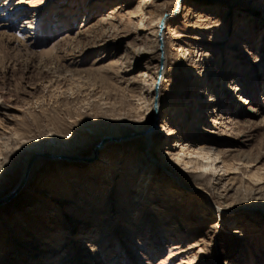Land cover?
<instances>
[{
	"label": "rangeland",
	"instance_id": "1",
	"mask_svg": "<svg viewBox=\"0 0 264 264\" xmlns=\"http://www.w3.org/2000/svg\"><path fill=\"white\" fill-rule=\"evenodd\" d=\"M137 1L0 0V197L20 180L24 141L64 137L69 152L87 155L101 138L132 135L89 160L37 165L0 206V264H159L175 242L195 247L162 264H264V0L146 7L150 30L151 12L178 14L165 28L174 29L169 65L157 66L159 80L167 76L161 115L171 121L147 144L135 133L156 114L136 116L138 82L118 72L151 66L133 52L149 33L139 35L140 18L127 13ZM200 34L211 40L201 49ZM235 85L242 91L225 89ZM238 97L260 111H244ZM219 114L238 123L219 124ZM167 127L223 151L218 168L176 163L190 157L177 153Z\"/></svg>",
	"mask_w": 264,
	"mask_h": 264
},
{
	"label": "bare ground",
	"instance_id": "2",
	"mask_svg": "<svg viewBox=\"0 0 264 264\" xmlns=\"http://www.w3.org/2000/svg\"><path fill=\"white\" fill-rule=\"evenodd\" d=\"M244 1H249V0H244ZM152 2H153V0H138L136 5L134 6V9L132 11L127 12L130 15V17H132V18H138V17L140 18L139 19V26H138V34L139 35L142 36L143 34L145 35L146 32H149L147 36H145V37L143 36L142 39L140 38L142 41H144V43L142 45L135 47L133 49V52H134L135 58L137 60H140V59L142 61L144 60L145 62H148L149 64H151V66L148 65V66L144 67L145 71L138 72L134 75H131L132 74V68H130V67L129 68H123L120 71H118L121 75L120 78L126 77V81L128 83H130L131 79L137 80V82H138L139 96H140V99L142 100L141 108L143 109V111L136 109L135 110L136 116H140V117H142V119L143 118L145 119V118L149 117L151 111H152V114L153 113L156 114V117L153 115L149 119L148 123L141 126L139 128V130L137 131V133H135V136L140 137L146 144L152 140L153 135L156 133L157 130L161 129L163 124L168 123L167 121H171V118L166 120L165 116L161 115V111H162L163 107L161 106L160 92H161V87L164 86L163 83H165V81H167V76L163 75L161 77V79L159 80V78L157 76L158 75L157 66L161 62H162V67L164 69L166 68V66L169 65L170 55H169V48H168L166 36L169 32H171V31L174 32V29L168 28L167 32H165V28L167 27V25H169L171 19L176 18L177 17L176 15H178L175 11H167L166 12V13H168L167 15H165V12H160V14H156L154 12H151L150 15L153 18L154 28L151 30L147 29L145 27V24H144L145 15H146L145 9L147 6L152 4ZM238 5H241V4H238ZM177 6L180 9L183 8V4L182 5L180 4V0H178ZM107 18H110V16L106 15L105 17H101L100 21H104ZM29 28L33 29L32 26H30ZM169 30H171V31H169ZM204 33H206V32H204ZM204 36H203V34H200L199 38H194L195 42H196L195 45L199 49H201L202 47H207V45L205 43L202 44L203 42H207V41L211 42V40H207V39L204 40L202 38ZM148 40L150 41V43L153 44L152 47L149 46ZM180 49L185 54L187 53L189 55L191 53V51H187L186 49L183 50L184 48L182 49L180 47ZM201 56H202V54H201ZM155 61H157V63H154ZM262 63H263V59L260 56L257 58V60L254 61L255 65H260ZM151 67H153V69H156L155 73L153 74V79L151 78L150 82H145V80H142V78L147 76L146 72L148 70H150ZM192 71L194 73H198V75H200L199 71H201V73L203 71L207 72L205 68L204 69L199 68L198 66H196V68H192ZM204 76H205V73L202 74L203 78H204ZM225 89L230 90V91L232 90L231 92L237 91V90L242 91L241 89L237 88L236 85H235V87H231V88L226 86ZM238 99H240V103L242 104V106H244V107L246 106V109L244 108V111L250 112L252 114L260 111V109L253 107V101L249 102L247 99H242L241 97H238ZM155 102H156V105L154 104ZM218 120L222 121L219 124L228 123L229 125L235 126L238 123L237 121H235V118H231L230 116L224 117V116L220 115ZM223 121H225V122H223ZM213 123H215L216 125H219L217 120H214ZM227 130L233 131V127H228ZM167 135L169 137L168 139H171L173 141V145L178 148L177 153H180L183 156H187V158L190 157L189 160H186L185 157L183 158L181 156H177L176 157V163H178L184 167H187L188 165H192V167L198 168L201 170H211V169L215 170L218 168L215 162L218 161L220 158H222V154L224 152L217 149L216 147H213V145L211 143H207L205 141L197 140V139L191 138V136H187V135H184V136L176 135V136H174L172 134V129L170 127H167V129H166V136ZM126 136L131 137L132 135H126ZM126 136H124L122 139H126L127 138ZM110 137H121V135H114V136H108V137L101 138L99 140V141H101L100 144L96 145L92 149V151L87 155H80L75 151L69 152L67 150V147L70 144L67 141V139L64 137H57L54 135H50L49 137H47L46 139H43L42 141H34V140L24 141L22 143V145L28 151V158L33 153H37V152L50 153V154H54V155L61 154V155L69 156L68 159H65L66 162L74 163L75 161H78V159L83 160L86 158V160L87 159L89 160L90 158L97 156L98 153H100V151L103 148L107 147L108 144L111 142L110 139H107V140H103V139L110 138ZM122 139H120V140H122ZM58 149H60V150L58 151ZM192 156H194V157H192ZM28 158H27V160H28ZM104 159H105V157H103V159L101 161H103ZM199 159H202L204 162L200 161ZM43 160H45V159H39L35 162V164L33 165L32 169H31L28 180L22 189H24L26 187V185L29 183V181L31 180L35 167L37 165H39L40 163H42ZM46 160H53V161H58V162L62 161L60 159L54 160V158L53 159H46ZM65 160L63 159L64 162H65ZM107 162L109 163V160H107ZM221 162H223V160ZM202 172L199 174L193 175V176H195V178L198 180L203 175ZM22 175H23V172L21 173L20 178L22 177ZM8 192H10V191H8ZM7 193H5V195ZM139 193H141V189L139 190ZM4 204H6V202ZM4 204H1L0 206H4ZM136 204H137V202L134 201V206ZM0 216H2L1 213H0ZM101 223H102V225L105 224L104 222H101ZM103 230L105 231L104 228L102 229V231ZM88 242L89 241H86L82 244V245H84V247L82 248L83 250H88L90 248L91 244H89ZM168 247H169L168 253H166L164 258H162L160 260L159 264L165 263L167 260H171L172 258H174L176 256H179V255H182L184 253H188V252L192 251V249L195 247V244L191 243V244H188L186 247H184L180 243L175 242L173 244L168 245ZM94 258H99V257L94 256ZM188 261L189 262H185L184 260H181L179 262V264H186V263L187 264H193V263H195L196 260L194 258H192L191 260H188Z\"/></svg>",
	"mask_w": 264,
	"mask_h": 264
},
{
	"label": "water",
	"instance_id": "3",
	"mask_svg": "<svg viewBox=\"0 0 264 264\" xmlns=\"http://www.w3.org/2000/svg\"><path fill=\"white\" fill-rule=\"evenodd\" d=\"M107 139L117 141V140H120L122 138L121 137H110V138H105L103 140H107ZM53 158L54 159H68L69 156L54 155V154H50V153H41V152L33 153L28 158V160L26 161V163L24 165L23 175L20 178V180L17 182L16 186L10 192H8L6 195L0 197V205L9 201L12 197H14L15 194H17L23 188V186L25 185V183L28 180L31 169L37 160H39V159H53Z\"/></svg>",
	"mask_w": 264,
	"mask_h": 264
}]
</instances>
